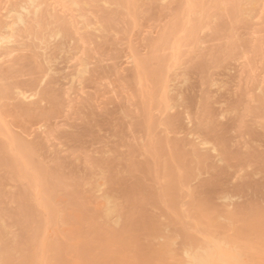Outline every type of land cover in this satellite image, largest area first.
Listing matches in <instances>:
<instances>
[{
  "label": "bare ground",
  "instance_id": "6f19581e",
  "mask_svg": "<svg viewBox=\"0 0 264 264\" xmlns=\"http://www.w3.org/2000/svg\"><path fill=\"white\" fill-rule=\"evenodd\" d=\"M7 3L0 264H264V0Z\"/></svg>",
  "mask_w": 264,
  "mask_h": 264
},
{
  "label": "rangeland",
  "instance_id": "374dc122",
  "mask_svg": "<svg viewBox=\"0 0 264 264\" xmlns=\"http://www.w3.org/2000/svg\"><path fill=\"white\" fill-rule=\"evenodd\" d=\"M1 1H2V0H0V3L3 4V3H5V2L7 3V1H9V0H4L3 2H1ZM7 4H8V3H7ZM259 58H260V57H257V61H258ZM262 58H264V55H262ZM260 60L263 61L264 59H263V60L260 59ZM260 60H259V62H260ZM261 63H262V64H261ZM263 63H264V62H260V63H259V66H260L261 69L264 68ZM261 66H263V67H261ZM260 68H259V70H260Z\"/></svg>",
  "mask_w": 264,
  "mask_h": 264
}]
</instances>
